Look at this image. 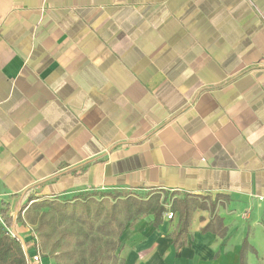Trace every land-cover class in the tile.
<instances>
[{"label":"crops","instance_id":"crops-1","mask_svg":"<svg viewBox=\"0 0 264 264\" xmlns=\"http://www.w3.org/2000/svg\"><path fill=\"white\" fill-rule=\"evenodd\" d=\"M88 193L164 201L121 264H264V0H0L3 207Z\"/></svg>","mask_w":264,"mask_h":264},{"label":"trees","instance_id":"trees-1","mask_svg":"<svg viewBox=\"0 0 264 264\" xmlns=\"http://www.w3.org/2000/svg\"><path fill=\"white\" fill-rule=\"evenodd\" d=\"M160 196L153 193L147 198H138L113 193L105 197L88 193L74 201L46 198L25 205L24 219L35 226L42 247L58 251L59 256L73 260V264H115L118 259L115 251L126 225L131 226L145 215H152L154 226L162 221L165 207ZM199 206L194 198L173 201L171 211L178 214V225L172 233L175 247L184 241L191 215ZM6 211L3 207L4 215ZM5 217L9 224L11 218ZM24 219L19 213L17 221L24 224ZM0 264H26L20 241L6 234L2 227Z\"/></svg>","mask_w":264,"mask_h":264},{"label":"built area","instance_id":"built-area-1","mask_svg":"<svg viewBox=\"0 0 264 264\" xmlns=\"http://www.w3.org/2000/svg\"><path fill=\"white\" fill-rule=\"evenodd\" d=\"M264 201V199H263ZM3 199L0 196V227H2L6 234H8L10 237L12 238H16L20 241L23 251L26 255V264H42V251L41 248L39 246V239H38V235L35 232L34 228L24 219V212L26 207H24L25 203H20L17 207V211L16 213L13 214H9V213H5V215L7 217L11 218V222L8 224L6 221V217L2 212V208H3ZM168 208V207H167ZM20 213V215L22 216V218L24 219V226L27 227V230L29 232V237L31 240V246L33 249V252L31 253L29 250V248H27L26 242H24V239L20 236V234L15 230L14 225L17 221V216ZM174 214L172 211H168L167 212V218L171 219L173 218Z\"/></svg>","mask_w":264,"mask_h":264},{"label":"rangeland","instance_id":"rangeland-1","mask_svg":"<svg viewBox=\"0 0 264 264\" xmlns=\"http://www.w3.org/2000/svg\"><path fill=\"white\" fill-rule=\"evenodd\" d=\"M163 203H164V201H163ZM28 204H30V203L27 202L25 205L27 206ZM25 205H24V206H25ZM29 224H30V223H29ZM65 224H68V222L65 223ZM31 226H32L33 228H35L34 225L31 224ZM4 231H5V230H4ZM28 233H29V232H28L27 230L24 231V235H25V236L28 235ZM38 239H39V246L42 247L39 236H38ZM246 242H247V240H246ZM41 247H40V248H41ZM251 249H252V248H251ZM258 249L260 250L261 253H263V255H261V257H258V258H264V246H259ZM41 250H43V251H42V256L45 257V258H44V259H45V264H73V260L66 259L65 257H61V256H59L58 251H53V250H51V249H50L49 247H47V246H46V247H42ZM115 253H116V251H115ZM117 258H118V257H117ZM110 264H111V263H110ZM115 264H121L120 260L117 259V261L115 262Z\"/></svg>","mask_w":264,"mask_h":264}]
</instances>
